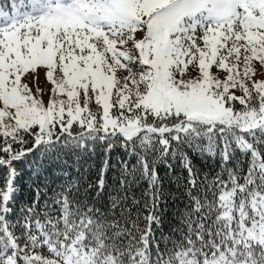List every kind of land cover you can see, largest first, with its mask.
I'll use <instances>...</instances> for the list:
<instances>
[{
	"label": "trees",
	"instance_id": "1",
	"mask_svg": "<svg viewBox=\"0 0 264 264\" xmlns=\"http://www.w3.org/2000/svg\"><path fill=\"white\" fill-rule=\"evenodd\" d=\"M41 2L0 0V32ZM243 101L241 127L147 112L132 134L97 114L1 136L0 264H264V105Z\"/></svg>",
	"mask_w": 264,
	"mask_h": 264
},
{
	"label": "rangeland",
	"instance_id": "2",
	"mask_svg": "<svg viewBox=\"0 0 264 264\" xmlns=\"http://www.w3.org/2000/svg\"><path fill=\"white\" fill-rule=\"evenodd\" d=\"M251 93L264 105V0H42L0 32V137L97 114L125 134L147 112L241 127ZM231 257L205 264H251Z\"/></svg>",
	"mask_w": 264,
	"mask_h": 264
}]
</instances>
